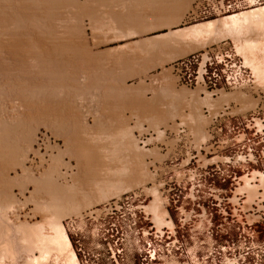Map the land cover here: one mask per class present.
Masks as SVG:
<instances>
[{
  "label": "rangeland",
  "instance_id": "obj_1",
  "mask_svg": "<svg viewBox=\"0 0 264 264\" xmlns=\"http://www.w3.org/2000/svg\"><path fill=\"white\" fill-rule=\"evenodd\" d=\"M20 1L21 0H0V11L2 12H0V20L2 18L0 21V38L2 39L6 34H11L9 38L7 37L9 35L5 36L8 38L9 42L4 41L5 37L3 38L4 40H2L11 43L10 41L14 42L23 39V43L24 40L27 41L24 43L27 44L24 45V49L26 47L28 50V47L30 46L31 50L33 48L36 50L38 46L31 47L32 41H29V39L27 40V38L35 37L34 39H36L37 36H39L41 42H45L44 47H52L55 42V46L58 45L61 47V45H64L66 47L65 50L59 49L58 46L54 47L58 49L60 53L68 50L67 57L65 52L61 54L64 55L63 60L66 59L65 61H67V58L70 59L71 56L72 61L69 60L68 63L70 61L72 63H69L68 67V63L65 62V65L67 64L65 67V65H63L64 61L59 60L60 63L63 62L61 64L65 67V70L63 66V69L61 68L60 63L57 62L55 64V66L59 64L57 65L59 68L57 69V66H54V70L51 69L52 72L50 70V73L53 74L55 69L56 71L61 69L57 72L58 78L60 79H56L57 73L55 74L56 78H54L55 76L51 77L48 72L51 79H55L54 83L53 79H48L49 81L46 80L48 77L47 71H49L50 68H48V70L41 69V74L45 71L47 74L44 73L43 76L40 77V73H38L39 71L37 72L40 62L37 60L38 64L33 62L36 66L30 64L32 63L33 58L31 60L29 56H23L21 58L22 61L25 62V65L21 64L24 68H22L23 71L20 70L19 68H21V65L19 66V64L22 61L18 58L16 60L14 55L7 52V43L4 44L0 39V41H2L0 42L2 47H0L3 48L6 46L3 49L7 52L6 55L4 51L2 52V49H0V59L2 57L5 58L0 60V64L2 63L0 68H3V70H0V119L3 118L5 121L9 118L6 120L9 121L8 124L5 121L7 126L3 120H0V125L2 124L1 122H3V125L0 126L2 129L0 137H2L1 133L4 130L2 126L5 125L8 127L10 122V125L14 123V125L11 126H15V124L17 125L19 122L20 125L21 120H24L25 123H23V126L27 123L29 126L33 127L31 128L25 125L26 128L24 126L26 130L29 128L34 130L31 134L33 138L30 137L34 140L29 141L31 142V145L33 144V147L30 145L27 146L28 150H30L29 147H32L30 153L26 152L27 148L23 144L25 141L24 139H19V141H22V145L18 140V143L15 140L13 143L12 139H16V137L12 134L10 136L9 132L11 129L9 130L4 127L8 129L9 132H6L8 131L6 129V131L3 132V135L7 134L8 137L13 136L11 139H8L12 143L10 144L8 141L9 148H11V145L15 146L16 143L17 146L21 147L16 148L17 152L15 151L14 153V150H12V152L14 154H21L17 156H22V158L28 159H26L27 162L25 161V163L23 162L24 159L17 158L18 162L20 160L21 163L25 164L24 166L26 168L28 167L30 170L32 169L31 173L33 172V177L29 176V179H31V177L34 178L35 176L37 179L39 177L40 180L43 174L50 169V165L53 164V158L57 156L61 150L62 153L64 152L62 154V161L60 165L57 166V173L59 174L54 175V182L49 181V185H59L60 187V185L62 186L63 184L67 187V191L68 189L71 192L73 191L72 195H75L72 196L69 194V196L72 198L76 196L75 199H71L74 200V202H79L78 206L77 203L76 205H72L74 202L70 198L67 199L72 201V203L70 202L72 206H77L76 208L78 211L74 212L77 209L71 208L69 202L67 203L68 206L62 201L63 206L67 205L62 207L60 201L62 199L65 200L66 198H62L59 201L60 208L62 207V209H66L68 207V213L64 214L67 209L58 212L57 209L60 210L58 206L59 203H55V201L51 202L52 200H50V197L45 194L46 192L43 193L40 191L35 193V195H38L41 201L40 203H43V205L44 202H48V204H57V206L54 205L56 208L53 206L55 208L54 210L52 208L54 212H52L51 209L50 212L49 205L47 204V207L45 203L47 207L46 210L48 209L51 214H55L56 212L63 214L61 215L62 217L60 220H62L61 222L72 242V248L78 257L79 262L81 264H111L108 249L112 248L115 251L119 246V250L123 251L122 253L125 257L124 260L119 259L120 264H137L136 258L139 254L148 255L151 252L153 254L154 251L157 252V255H162L164 257L169 256L180 262L187 261L189 264H255L258 256L264 254V35H258L260 33L264 34V30L262 31V28L255 30V32L257 31L256 37L260 36L258 37L259 40H257L259 43L257 45L255 44L257 47L254 46L252 48L250 46L252 49L249 48L248 45V50L245 51V54L247 52L246 55L239 50L241 45L235 37L234 39L230 36L227 37V35L224 34L227 38L222 36L220 38H211L205 41H200L203 43V47H206L228 40L244 61L252 55L249 59H253V62L254 64H257H255L257 67H260L263 64V66L260 67L262 73L258 74L256 68L254 66L252 67V64L245 62L256 78V83L252 87L250 86L244 89H234L221 92L218 95V98L214 99L211 97V94L207 93L200 87L189 89L181 85L176 77L168 72L171 74L170 76L174 80V83L185 87L190 92H205L207 95L206 100L208 102L204 104V107L206 106L208 111H205L202 107H198L193 113L183 111L180 116L175 119H169L165 124L153 125L148 124L147 120L142 119L137 111L120 108L119 124L117 125L109 124V122H116L117 114L115 106L108 105L105 101V86L108 83V79L93 77L91 62L89 60H84V58L89 57L85 54V50H87L86 44L89 48L95 47V45L98 44H105L104 46H106L108 38L115 37V22L113 17L107 14H87L82 12L83 6L86 5L89 0H43L41 5L35 3L41 2L42 0H37L36 2H34V0H27L29 2L22 0L24 2L23 4H25H22V6H27L25 7V10L29 13H25V16L23 14L20 19L21 23H19L20 20L18 19L20 17L18 18L15 16L18 12H16L15 9L17 8L18 10L20 8V3L22 2ZM33 5L37 7H34ZM26 8H28V10ZM5 9L8 11L6 12ZM3 13L8 18L5 17ZM12 13L14 14L12 15ZM22 17H24V20ZM222 18L224 17L216 19L221 20ZM3 19L4 21L6 20L7 23L12 20L10 22L14 26L18 25L19 27L17 26V28L15 26L13 29V26H10V22L8 26L4 23ZM15 20L18 21V23ZM205 21L190 22L184 20L180 27H187ZM5 24L9 28H12V30L9 28L8 30ZM253 32L252 37L255 38V32ZM12 35L17 38L23 35L25 37L17 40V38L11 37ZM12 38L15 40H12ZM52 40H54V42ZM50 42L53 45H48ZM65 42H69L71 44H69V46L72 48L67 46L68 43ZM32 46H34V44H32ZM74 46L80 51V53H75ZM44 47L38 49L40 50L42 48L44 50L46 49ZM54 47H52V49L55 51L56 49ZM67 47L70 49H67ZM50 48L48 51L52 50ZM29 50L27 51L28 54H30L31 51ZM35 50H33L34 53L39 51L35 52ZM46 50H44V52ZM42 51L40 50L39 53ZM58 51L56 50L55 53ZM34 53L32 54L34 55ZM10 55L15 57V62H13V60L10 61L12 59ZM8 56L10 57L7 58ZM24 58H30L29 60L31 61L29 62L28 60L29 63H27V60L25 61ZM40 59L42 60L41 57L38 60L41 61ZM43 59L41 65L43 64L45 66L48 58L45 59V57H43ZM18 60L21 62L19 61V63ZM33 61H35V59ZM16 62L18 64H16ZM51 63L54 64L53 61H50L49 63L50 65H53ZM49 64L45 67H51ZM258 64L261 65L258 66ZM37 65L39 66L37 67ZM25 68L27 71H29V69L31 71L27 72L24 70ZM19 70L22 74L25 72L27 74L21 75L19 74ZM34 71L39 74V78ZM31 72L36 75L37 79L41 78L42 81H40L42 83L44 81L43 84H45L44 86L46 87L43 88L42 84V90H40V85H38L40 84V81L38 82L37 79L36 81L38 84L35 82V85H33L32 82L35 80V77L34 75L32 77ZM27 75H29L28 77L30 78L32 77L33 81L27 77V80H29L28 82L25 79V76ZM259 75H263V77H260ZM21 76H24L25 78L23 77L24 79L21 80ZM258 76L263 79H260ZM18 78L19 80H17ZM154 80H156V78L144 79L143 81L140 79H133L130 80L128 84L130 89H137L141 94H146L148 97H152L153 94L158 92L163 94L162 87L165 84L154 85ZM22 81L29 84L24 85ZM30 81H32V84ZM50 81L54 83H51L53 87L49 85ZM36 84L38 85V89L36 90H40L41 92H39L40 98L37 95L38 91H33V89H35L34 86L37 87ZM47 84L51 88H48ZM30 85H33V94L30 91L32 88ZM27 89H29V91ZM34 93L37 94L34 95ZM227 95L231 97L237 95L238 97H241V100L230 99V101H227ZM34 96H37L35 99L42 100H39V103L36 102L37 107L33 106L37 108H35L36 111H34L35 109L32 107L34 102H31L34 100ZM23 99L32 103V105H30L31 103H28V105L34 109L33 110L30 107L31 112L32 110L33 113L36 112L34 115L37 119L34 115L32 117L30 115L31 120L28 116L22 117L24 113L26 115L30 113V111L27 112L28 110L26 109L22 110L27 105ZM51 99L53 102H51ZM160 104L162 106L161 114H163L167 109L163 108L165 105L164 101L160 102ZM224 105L231 106L229 111L230 115L222 118L219 117L218 122L223 125L225 130L223 133L216 135V137L212 139L213 121L219 116ZM27 106L26 108L28 109L29 107ZM19 114L25 119L20 118L21 120L17 122V119L20 117ZM16 115L19 117L17 118ZM233 116L234 118H232ZM245 116H247L248 121L244 122L242 118ZM14 117H16V119ZM26 118H28V120ZM33 118L35 119L33 120ZM13 119L16 120V123L15 121L12 122ZM179 122L186 126L187 135L179 133L177 125ZM24 127H22L23 130H25ZM12 129L11 133L14 131L13 133H16L15 135L18 139V135L20 133L22 134V129L19 127L21 132L18 131V125L16 128L13 127ZM14 129H16L19 134ZM200 130H203L206 134V139L203 142L199 133ZM45 133H48L51 139L47 140L43 136ZM76 140L80 144H76ZM25 144L28 145V141H25ZM66 144L70 145L67 146ZM8 145L4 144V146L7 147ZM22 146H24V148H22ZM18 149L21 151L26 149L25 152L27 154L29 153L28 157H26L27 154H24L25 158L22 155L23 152H19ZM32 150H34L35 153ZM37 150H39V152ZM6 151L7 149L5 150V153L9 155V152ZM12 152L10 151V155ZM37 153L38 155H36ZM5 155H2V158L5 157ZM47 155H49L48 159L46 158ZM5 158L1 159L0 157L1 163ZM13 158H6V162L10 160V166L13 167L8 166V168L5 166L7 170L4 167L7 176L2 169L4 163L0 164V170H2L0 173L2 172L3 174L4 172L5 174H3V177L1 174L0 176L3 179L2 181L5 180L4 182L7 184L9 180L7 181L6 179L10 178V180L13 181V177L15 176H18L16 178H19V176L21 178L24 177V172H22V170L26 169L23 165H18L20 168L15 169L16 167L14 166H16L18 162L16 161L17 164L14 165L15 163H12ZM6 162L5 165H9V162L7 164ZM30 170L28 171L29 175ZM26 173L27 171L25 174ZM5 176L8 178H5ZM21 178H19L21 183H19L18 179L16 180L17 184L19 183L21 186L24 185L23 188L19 185L16 186L17 184L12 182L8 184V186L11 187H9L10 191L9 188L7 191H9V193L14 192V196L16 195L18 198L15 199L18 202L21 200V205L23 203L25 205L27 204L26 207L23 209V206L20 205L21 209H23L20 210V203H18L17 206L19 209L16 208L18 212H15V214L9 210V212H4V210L0 208V246H3L2 243L6 242L9 246L6 247V249L8 248L7 251L10 253L13 251L16 252V254L13 252L14 254H9L8 257L5 258V264H13L14 262L15 264H68V255H70L68 250L61 252L62 254L53 251L47 255L48 257L44 256L45 258H43L38 248H34L31 243L30 246L28 242H25V244L20 240L21 235L24 236L25 233L30 231L27 228L28 226H23V231L25 233L22 232L21 227L18 225L20 222L21 225H24L23 223L26 221V225H37L38 222V230L41 229L44 230L43 233L47 232V235L50 233L53 235L50 224H52L54 217V214L52 217L48 212H45V206L43 208V206H41L42 204H33L36 201L39 202L37 196V200L34 196V198L31 197L32 201H30L31 198H29V194L33 192L32 190H34L37 182L36 184L35 182L32 184V180V183H30L28 182L30 181L28 178H24L25 180H28L27 182H24L25 180L22 178L24 180L22 181ZM73 180L78 181L74 182ZM2 181L0 182L2 183L0 188L3 189L4 186L1 187L4 185ZM46 182L48 183V181H45L41 184L47 185L45 184ZM73 182L74 184H72ZM14 184L15 187L13 186ZM67 185H69V187L74 185V187H72L73 190ZM20 187L22 189L28 187V191L22 190ZM65 187L62 186L61 188L64 190ZM20 189L23 193L24 191L26 192L24 193L25 195ZM71 192L68 191V193ZM39 193L42 194L39 195ZM44 194L46 197H49L48 200L50 203L49 201H46L47 198H45V200L43 198L44 201L41 199L42 196L44 197ZM23 195L30 200L27 198V201ZM67 196L68 194L65 197ZM85 198L88 199L87 201L89 204L86 202L85 205ZM33 199H35V201H33ZM120 200L121 202L116 204V201ZM24 201L28 203H25ZM39 205L41 206V209L43 208L42 211H40L41 209L39 210V208L37 209ZM69 207L71 210H69ZM154 209L157 210L156 212L163 215V219L165 218L163 224L160 226L156 223V212ZM16 213H18V216L20 214V218H17ZM113 218H115V220H113ZM165 221L167 222L166 225L164 224ZM34 225L32 227H34ZM17 240L20 241L17 242ZM15 245L17 247L19 246V253L18 251H15L18 250ZM1 248L3 247H0V252H2ZM28 252L30 253L28 254ZM11 255H13V257L15 255V257L13 258ZM42 258L45 260H42ZM27 260L32 263H28ZM148 261L151 263L149 258Z\"/></svg>",
  "mask_w": 264,
  "mask_h": 264
},
{
  "label": "crops",
  "instance_id": "obj_2",
  "mask_svg": "<svg viewBox=\"0 0 264 264\" xmlns=\"http://www.w3.org/2000/svg\"><path fill=\"white\" fill-rule=\"evenodd\" d=\"M194 2L195 0H89L83 6L82 12L84 13L107 14L115 18V23L117 22L115 37L108 38L106 46L98 44L89 48L86 44L85 54L89 57L84 58L91 62L93 77L108 79L105 86V101L108 105L115 106L117 114L116 122H109V124H119L120 108L137 111L142 119L153 125L165 124L169 119L180 116L183 111L193 113L198 107L208 111V108L204 107V104L208 102L206 93L190 92L185 87L174 83L170 76L173 73L169 69V66L175 61L214 45L203 47V43L200 41L220 38L219 36L225 34L221 32L219 35V28V31L216 30L214 35L212 33L198 38L193 36V38L189 34L190 37L187 39L185 29L188 30L193 26L213 21L206 20L191 26L180 27L184 20L187 21L186 17ZM181 14L185 15L183 19ZM129 19L130 21H128ZM74 51L80 53L75 46ZM151 78H156L153 82L154 85L165 84L162 87L163 94L158 92L152 97H148L137 89L129 88L130 80L140 79L143 81ZM211 97L216 99L218 95H211ZM226 98L227 101L230 99L241 100V97L238 96L227 95ZM162 101L165 103L163 108L167 109L163 114H161L162 106L160 104ZM199 133L201 140L204 137L202 142L205 141V132L200 130Z\"/></svg>",
  "mask_w": 264,
  "mask_h": 264
},
{
  "label": "bare ground",
  "instance_id": "obj_3",
  "mask_svg": "<svg viewBox=\"0 0 264 264\" xmlns=\"http://www.w3.org/2000/svg\"><path fill=\"white\" fill-rule=\"evenodd\" d=\"M3 1H4V0H3ZM21 1H22V0H21ZM21 1H20V2H21ZM24 1H25V0H24ZM26 1H27V0H26ZM36 1H37V0H34V2H36ZM141 1H142V0H141ZM173 1H174V0H173ZM27 2H29V1H27ZM42 2H43V0H42L41 2H37V3H35V4L38 5V3H39V4L41 5ZM46 2H47V1H46ZM16 3H17V2H16ZM16 3H15V4H16ZM23 3H24L23 1L20 3L21 6H20V8L18 7V8H19L18 10H17V8L15 7V8H16L15 10H16V12L18 11L17 13H18V15H19V16H18L17 13H16L15 16L18 17V18L20 17L18 20L21 19V16H23V14H24V16H25V13L27 14V12H28V11L25 10V7H27V6H25V7L22 6ZM25 3H26V2H25ZM140 3H142V2H140ZM143 3H144V2H143ZM3 4H4V3H3ZM7 4L9 5L8 2H7ZM15 4H14V5H15ZM29 4H30V3H29ZM29 4H27V5H29ZM32 4H33V3H32ZM18 5H19V4H18ZM23 5H25V4H23ZM43 5H44V4H43ZM47 5H48V4H47ZM1 6H2V5H1ZM10 6H11V5H10ZM16 6H17V5H16ZM33 6H34V5H33ZM12 7H13V6H12ZM23 7H24V8H23ZM28 7H29V6H28ZM34 7H37V6H34ZM4 8H5V7H4ZM4 8H1V9H4ZM8 8H9V7H8ZM130 8H131V7H130ZM132 8H133V7H132ZM26 9L28 10V8H26ZM31 9H32V8H31ZM128 9H129V8H128ZM5 10H6V12L8 11L7 9H5ZM5 10H4V11H5ZM13 10H14V9H13ZM15 10H14V11H15ZM29 10H30V9H29ZM129 10H130V9H129ZM132 10H133V9H132ZM178 10H179V9H178ZM9 11H10V9H9ZM35 11H36V10H35ZM46 11H47V10H46ZM179 11H180V10H179ZM183 11H185V10H183ZM0 12H1V11H0ZM12 12H13V11H12ZM30 12H31V11H30ZM37 12H38V11H37ZM47 12H48V11H47ZM131 12H132V11H131ZM181 12H182V9H181ZM1 13H2V12H1ZM14 13H15V12H14ZM14 13H12V15H13ZM28 13H29V12H28ZM177 13L180 14V12H178V11H177ZM3 14H4V13H3ZM3 14H2V15H3ZM44 14H45V13H44ZM113 14H114V13H113ZM175 14H176V13H175ZM175 14H174V17H175ZM4 15H5V14H4ZM12 15H11V16H12ZM45 15H46V14H45ZM15 16H14V17H15ZM176 16H177V14H176ZM180 16H182V14H181ZM184 16H185V15H184ZM184 16H182V19H183ZM1 17H2V16H1ZM5 17H7V16L5 15ZM9 17H10V16H9ZM45 17H46V16H45ZM115 17H116V16H115ZM7 18H8V17H7ZM12 18H13V17H12ZM23 18H24V17H22V19H23ZM5 19H6V18H5ZM113 19H115V18H113ZM1 20H2V18H1ZM1 20H0V21H1ZM6 20H7V19H6ZM6 20L4 21V19H3L4 23H6V24L9 26V22L12 21V20L8 21V23H7ZM23 20H24V19H23ZM15 21H16V20H15ZM15 21H14V22H15ZM115 21H116V20H115ZM128 21H130V19H129ZM173 21H174V20H173ZM14 22H13V23H14ZM16 22L18 23V21H16ZM178 22H180V21L178 20ZM19 23H21V20L19 21ZM116 23H117V22H116ZM116 23H115V24H116ZM174 23H175V22H174ZM176 23H177V21H176ZM2 24H3V22H2ZM6 24H5V25H6ZM10 24H11L10 26H11V27L13 26L12 28L14 29V27H15L16 25L14 26L11 22H10ZM15 24H16V23H15ZM121 24H122V23H121ZM121 24H120V25H121ZM128 24H129V22H128ZM131 24L133 25L132 22H131ZM0 25H1V24H0ZM3 25H4V24H3ZM7 25H6V27H7V29H8L9 27H8ZM20 25H21V24H20ZM126 25H127V23H126ZM17 26H18V25H17ZM17 26H16V27H17ZM128 26H130V25H128ZM4 27H5V26H4ZM6 27H5V29H6ZM18 27H19V26H18ZM18 27H17V28H18ZM24 27H25V26H24ZM34 27H35V26H34ZM120 27H121V26H120ZM132 27H133V26H132ZM0 28H1V27H0ZM2 28H3V27H2ZM12 28H9V29L12 30ZM35 28H36V27H35ZM219 28H220V31H219ZM258 28H262V31L264 30V6L251 8L250 10L247 9L246 11L243 10V12L241 11L240 13H237V14H235V13H234V14H229V15L224 16V18H222L221 20H213V21H209V22H207V23H203V24H200V25H196V26H193V27H191V28H189V29L187 28L188 30L185 29L184 32H185V34L187 33V39H188V37H190V36H188L189 34L191 35V37L194 36V37H197V38H198L199 36H202V35H208V34H212V33H213V35H214V33H216L215 31L218 30V31H219L218 34H219V33L221 34V32H222V34H223V33H225V35L227 34V37H229V36L232 37V38L235 37L236 40H237V41L240 43V45H241L240 48H239V50H241V52H243V53L245 54V51L248 50V49H247V48H248L247 46L249 45V48H251V47L253 48V47L255 46V44L257 45V44L259 43V42L257 41V40H259L258 37H260L261 35H264V34H261V33H260V34H258V35H260V36H257V37H256V35H257L256 32H257V31L255 32V30L258 29ZM9 29H8V30H9ZM36 29H37V28H36ZM117 29H118V27H117ZM117 29H116V30H117ZM131 29H133V28H131ZM8 30H7V31H8ZM119 30H120V29H119ZM260 30H261V29H260ZM68 31H69V30H68ZM127 31H128V30H127ZM133 31H134V30H133ZM178 31H179V30H178ZM178 31H177V32H178ZM181 31H182V30H181ZM253 31L255 32V35H254L255 38L252 37V32H253ZM129 32H130V31H129ZM131 32H132V31H131ZM136 32H137V31H136ZM254 32H253V33H254ZM263 32H264V31H263ZM2 33H3V32H2ZM121 33H122V32H121ZM124 33H125V32H124ZM174 33H176V32H174ZM3 34H4V33H3ZM25 34H26V33H25ZM180 34H181V33H180ZM180 34H179V35H180ZM220 34H219V35H220ZM0 35H1V34H0ZM6 35H9V36H7V37L9 38L11 34H6ZM6 35H5V36H6ZM66 35H67V34H66ZM176 35H177V34H176ZM225 35L223 34L222 36H225ZM250 35H251V36H250ZM5 36H4V37H5ZM121 36H122V35H121ZM133 36H134V35H133ZM174 36H175V35H174ZM174 36H173V37H174ZM209 36H210V35H209ZM211 36H212V35H211ZM222 36H219V37H222ZM249 36H250V37H249ZM2 37H3V36H2ZM4 37H3V38H4ZM11 37H15V36L12 35ZM23 37H25V36L23 35V36H21V37H18V38L15 37V38H17V40H18L19 38H23ZM38 37H39V36H37L36 39H34L35 37H34V38H33V37H32V38H31V37H30V38H29V37H28V38L26 37L27 40L29 39V41H32V44H34V46H32V44L30 43V44H31V47H37V46H38V47L36 48V50H35V48H33V49L31 50L30 46H29V47L27 46V47H28V50H29V49L31 50V51L29 50V51H30V54L27 53L28 50H27L26 47H25V49L23 48L24 45H27V44H24V43L27 42L26 40H24V43H23V41H22L23 39H22V40L20 39V41L18 40V41H14V42H13V41H10L11 43H8V42H9V41H8V38L5 37V38H4L5 40L2 38L4 41H8V42H4L1 38H0V39L3 41L4 44L7 43V45H6L7 48H8L7 52H10L11 55H14V56L16 57V60H17V58H18V59H20V60L22 61L21 58H22L23 56H25V57H26V56H29V57L31 58V60H32V58H33V60L35 59V61L32 60V63H30V64H34L35 62H36V64H38V62H40V63H39L40 66L37 65V67L39 66L38 68L40 69V70H39V69L37 70V72L39 71L38 73L41 72V69L48 70V68H50V69H49V71H47V73H48V72L50 73V70H51V69L54 70V66H55V64H56L57 62L60 63L59 60H60V61L63 60L64 55H62V54H63L65 51L61 50V51H63V52H61V53H62V54H61V53L58 51V49L55 48V47L58 46V45L55 46V43H56V42L53 43L54 45H53L51 42H50V44H48V45H51V44H52V45H53L52 47L55 46L54 48H55L58 52L55 53L56 50L54 51V49H52L51 46H49V48L51 47L50 49H52V50H51L52 52H51V51H48L49 48H48V47H44L45 42L42 40V41L44 42V43H42L41 40H40V37H39V39H38ZM56 37H57V36H56ZM194 37H193V38H194ZM225 37H226V36H225ZM227 37H226V38H227ZM207 38H208V37H207ZM232 38H231V39H232ZM235 38H234V39H235ZM257 38H258V39H257ZM263 38H264V36H263ZM6 39H7V40H6ZM13 39H14V38H12V40H13ZM31 39H32V40H31ZM184 39H185V38H184ZM10 40H11V38H10ZM14 40H15V39H14ZM55 40H56V39H55ZM68 40H70V39H68ZM112 40H114V39H112ZM242 40H243V41H242ZM260 40H262V39H260ZM2 41H0V42H2ZM25 41H26V42H25ZM29 41H28V42H29ZM47 41H49V40H47ZM52 41L54 42V40H52ZM58 41H59V40H58ZM70 41H71V40H70ZM245 41H246V44H245ZM12 42H13V43H12ZM241 42H242V43H241ZM46 43H47V42H46ZM59 43H60V41H59ZM62 43H63V42H62ZM65 43H68L67 46H69V44H70L69 42H65ZM0 44H1V43H0ZM4 44H3V46H4ZM30 44H29V45H30ZM63 44H64V43H63ZM42 45H43V46H42ZM48 45H45V46H48ZM59 45H61V44H59ZM65 45H66V44H65ZM70 45H71V44H70ZM0 46L2 47V44H1ZM6 46H5V47H6ZM250 46H251V47H250ZM1 47H0V49H2L1 51H2V52L4 51V53L6 54V53H7L6 50L3 49V48H5V47H3V48H1ZM40 47H44V48H46V49L48 48V49H47V50L44 49V50H46V51L44 52V50L41 48L40 50H41V51L43 50V51L40 52V53H41V54H40V53H39L40 50L38 49V48H40ZM58 47H59V49H64V50L66 49V47H65L64 45H61V47H60V46H58ZM69 47H70V46H69ZM255 47H257V46H255ZM7 48H6V49H7ZM70 48H72V47H70ZM70 48L67 47V49H70ZM252 48H251V49H252ZM24 50H25V51H24ZM26 50H27V51H26ZM33 50H35V52L38 51V50H39V51L36 52V53H34ZM263 50H264V49H263ZM32 51H33V52H32ZM70 51H71V50H70ZM67 52H69V51L66 50V52H65L66 57H67V55H68ZM250 52H251V51H250ZM263 52H264V51H263ZM32 53H34V55H33ZM37 53H38L39 55H38ZM53 53H55V54L58 56V58H57V56H56L55 54H53ZM59 53H60L61 55H60ZM248 53H249V52H248ZM261 53H262V51H261ZM43 54H44V55H43ZM241 54H242V53H241ZM246 54H247V52H246ZM246 54H245V55H246ZM250 54H253V53H250ZM6 55H7V54H6ZM8 55H9V53H8ZM11 55H10V56H11ZM59 55H60V56H59ZM69 55H70V54H69ZM254 55H255V54H254ZM10 56H8L7 58H9ZM250 56H252V55H250ZM250 56H249V58H250ZM15 57H12V56H11L12 59H11L10 61L13 60V62H15V61H16V60L14 59ZM40 57L42 58V60H44L43 57H45V59L48 58L50 61H53L54 64L51 63V64H53V65H50V64H49L50 61L47 59V61H46V65H45V66H47V64H49V66H51V67H45L43 64L41 65L42 60H41V59H40L41 61L38 60ZM46 57H47V58H46ZM59 57H60V59H59ZM2 58H4V57H2ZM2 58H1V59H2ZM27 58H28V57H27ZM30 58H29V59H30ZM56 58L58 59V61H57ZM249 58H247V60H246L245 62H248V63L252 64V67L254 66V67L256 68L257 73H258V74H261L262 72H261L260 67L263 66V64H262V65L260 64L261 66L258 64V66H260V67H257V66H256L257 64H256V63H255L256 65L254 64L253 59L251 60V59H249ZM1 59H0V60H1ZM4 59H5V58H4ZM24 59H25V58H24ZM24 59H23V60H24ZM29 59H25V61L27 60L26 62L29 63V62L31 61V60H29ZM256 59H257V58H256ZM20 60H18V62H19ZM28 60H29V62H28ZM36 60H37L38 62H37ZM65 60H66V59L63 60V61H64V64H63V65H65V62L68 63V61L71 60V56H70V59L67 58V61H65ZM262 60H263V59H262ZM3 61H4V60H3ZM6 61H7V60H6ZM21 61H20V62H21ZM71 61H72V60H71ZM71 61H70L69 63H72ZM20 62H19V63H20ZM33 62H34V63H33ZM47 62H48V63H47ZM256 62H257V61H256ZM263 62H264V60H263ZM8 63H9V62H8ZM24 63H25V62L22 61V62L19 64V66H20L21 64L23 65ZM27 63H26V64H27ZM42 63H43V62H42ZM61 63H63V62H61ZM61 63H60V64H61ZM69 63H68V65L66 64L68 67H69ZM257 63H258V62H257ZM1 64H2V63H1ZM1 64H0V65H1ZM16 64H18V63L16 62ZM16 64H15V65H16ZM30 64H28V65H30ZM36 64H34V65L36 66ZM44 64H45V61H44ZM10 65H14V64H10ZM22 65L20 66L21 68H19L20 70H22V68H24V67H22ZM24 65H25V64H24ZM57 65H59V64H57ZM57 65H56V66H57ZM63 65L61 64V68H62ZM66 65H65V67H66ZM2 66H3V65H2ZM17 66H18V65H17ZM35 66H33V67H35ZM41 66H42V68H41ZM43 66H44V67H43ZM56 66H55V67H56ZM71 66H72V65H71ZM250 66H251V65H250ZM52 67H53V68H52ZM65 67L63 66L64 70H65ZM7 68H8V65H7ZM9 68H10V67H9ZM12 68H13V67H12ZM27 68H28V67H27ZM56 68L58 69L59 67L57 66ZM63 68H62V69H63ZM259 69H260V70H259ZM0 70H3V68H0ZM13 70H14V68H13ZM20 70H19V72H20ZM24 70H26V68H25ZM34 70H35V69H34ZM45 70H44V71H45ZM52 70H51V72H52ZM60 70H61V69H59V70L56 71V69H55L56 72L54 71V73H53L54 75L50 73L51 77H54V76H55L54 78H56V75H57V78H56V79H60V78H58V73H57V72L60 71ZM67 70H68V69H67ZM16 71H17V69H16ZM22 71H23V70H22ZM26 71H27V70H26ZM30 71H31V70L29 69V71H27V72H30ZM42 71H43V70H42ZM32 72H33V71H32ZM32 72H31V75H32V77H33L34 73H32ZM34 72L37 73L36 71H34ZM45 72H46V71H45ZM45 72H43V74H44ZM254 72H255V70H254ZM2 73H3V71H2ZM5 73H6V72H5ZM7 73H8V72H7ZM38 73H37L36 75H38L37 77L39 78V74H38ZM41 73H42V72H41ZM41 73H40V77L43 76V74H41ZM47 73H45V74H47ZM49 73H48V75H47L48 77L46 76V77H47L46 80H48V79L50 80V79H51V77L49 76ZM56 73H57V74H56ZM61 73H62V72H61ZM255 73H256V72H255ZM257 73H256V74H257ZM263 73H264V72H263ZM12 74H13V73H12ZM19 74H21V75H26L27 73L25 72L24 74H22V73L20 72ZM19 74H18V75H19ZM28 74H29V73H28ZM55 74H56V75H55ZM9 75H10V74H9ZM29 75H30V74H29ZM29 75L25 76L26 78H25L24 76H23V77L27 80L28 78H30V77H28ZM36 75H34V77H35V80H34V81L32 80V79H33L32 77L30 78V80L33 81V82L30 81V83L32 82L33 85H35V82L38 84V82H39L40 80L42 81L41 78H40V79H37V78H36ZM64 75H65V74H64ZM263 75H264V74H263ZM263 75H262V76L259 75V76H260V77H263ZM7 76H8V75H7ZM16 76H17V75H16ZM259 76H258V77H259ZM17 77H18V76H17ZM19 77H20V75H19ZM23 77L21 76L20 79L23 80V79H24ZM27 77H28V78H27ZM44 77H45V76H44ZM49 77H50V78H49ZM59 77H60V76H59ZM61 77H62V76H61ZM63 77H64V76H63ZM260 77H259V78H260ZM42 78H43V77H42ZM36 79H37L38 82L36 81ZM52 79H53V78H52ZM52 79H51V80H52ZM260 79H263V78H260ZM17 80H19V78H18ZM21 80H20V82H21ZM26 80H25V81H26ZM49 80H48V81H49ZM258 80H259V79H258ZM27 81L29 82V80H27ZM41 81H40V84H38V85H40V88H41L42 84L44 83V81H43V83H42ZM48 81H46V82H48ZM60 81H61V80H60ZM60 81H59V82H60ZM261 81H262V80H261ZM22 82H23V81H22ZM53 82L55 83V79H53ZM53 82L50 81L49 85L52 86L51 83H53ZM23 83H24V82H23ZM32 83H31V84H32ZM54 83H53V84H54ZM26 84L28 85L29 83H24V85H26ZM37 84H36V85H37ZM57 84H58V83H57ZM33 85H30L32 88H31L30 86H28L29 88H31L30 91H31L32 94H33V92H32ZM38 85H37V87L34 86V88H35V89H33L34 92H35V91H36V92L38 91V90H36V89H38ZM44 85H45V84H43V86H42L43 88L46 87V86H44ZM47 86H48V84H47ZM50 86H48V88H49ZM52 87H53V86H52ZM40 88H39V89H40ZM50 88H51V87H50ZM21 90H22V89H21ZM27 90L29 91V89H27ZM40 90H42V88H41ZM40 90L37 92L38 94L36 93V94L38 95L39 98H40V96H39V92H40ZM22 91H24V90H22ZM50 92H51V91H50ZM40 93H41V92H40ZM48 93H49V92H48ZM36 94L34 93V95H36ZM15 95H16V94H15ZM24 95H25V93H24ZM28 95H29V93H28ZM28 95H27V96H28ZM40 95H41V94H40ZM35 97L37 98V96H34V100H35V101H34L33 99H32L33 101H31V102H34V103H35V104L33 103V105H32L31 102H27V100H24V99H23V100H24V102L27 103V105H28V103H29V104L31 103L30 105H32V107H33V106H36V107H37L36 102L39 103V102H40L39 100H41V99H38V100H37V99H35ZM41 97H42V96H41ZM236 97H237V95H236ZM18 98H19V97H18ZM30 98H31V97H30ZM47 98H48V97H47ZM53 98H54V96H53ZM242 98H243V97H242ZM25 99H26V98H25ZM27 99H28V98H27ZM234 99H235V98H234ZM36 100H37V101H36ZM29 101H30V100H29ZM41 101H42V100H41ZM49 102H50V101H49ZM51 102H53L52 99H51ZM21 103H23V102H21ZM52 104H53V103H52ZM253 104H254V103H253ZM22 105H23V104H22ZM25 105H26V104H25ZM25 105H24V106H25ZM27 105H26V106H27ZM38 105H39V104H38ZM255 105H256V103H255ZM26 106H25V108L22 109V110H25V109H26V110H28L27 112L30 111V113H28L29 115H28V114L26 115V114L24 113L25 115L23 114L22 117H27V116H28L29 119H30V118L36 113V112L33 113V110H34L36 107H33V108H34V109H33V108L30 106V107L33 109L32 112H31V108L29 107V105H28L27 107H29L30 110H29V108L27 109ZM50 106H51V105H50ZM40 107H41V106H40ZM252 107H253V106H252ZM36 109H37V108H36ZM36 109H35L34 111H36ZM20 110H21V108H20ZM22 112H23V111H22ZM25 112H26V111H25ZM37 112H38V110H37ZM14 113H15V112H14ZM16 113H17V112H16ZM19 113H20V112H19ZM19 115H20V117L18 116L19 118H18L17 115H16V117L18 118V119H17V122H19L21 119H25V118H22V117H21V114H19ZM30 115H31V117H30ZM39 115H40V114H39ZM10 116H11V115H10ZM36 116H37V114H36ZM16 117H14V118L16 119ZM34 117H35V115H34ZM38 117H39V116H38ZM12 118H13V117H12ZM12 118H11V119H12ZM20 118H21V119H20ZM35 118H36V117H35ZM35 118H33V120H34ZM5 119H6V118H5ZM8 119H9V118H7L6 120H8ZM26 119L28 120V118H26ZM36 119H37V118H36ZM0 120H3V118L0 119ZM6 120H5V121H6ZM30 120H31V119H30ZM5 121L3 120V122H5ZM11 121H12V120H11ZM14 121H15V123H16V120L13 119L12 122H14ZM3 122H1V123H2L1 125H3ZM6 122H7V124H8L9 121H6ZM6 122H5V125H6ZM26 122H27V121H26ZM10 123H11V122H10ZM10 123H9V125H10ZM19 123H20V122H19ZM19 123H17V125H18V131H20V130H19V127L22 129V127H24L25 125H27V127H31V128H33L32 126H29L27 123L24 124V126H23V123H25L24 120H23V121L21 120V124H20V125H19ZM29 123H30V122H29ZM1 125H0V126H1ZM5 125L2 126V128L4 129L3 132H5V131L8 130V129H9V130L11 129L10 132H9V130L6 131V132H9V133H10V136H11V134H12V135H14V136L16 137V139H14V138L12 139V140H13V143H14L15 141L17 142V140H18V142H20V144L22 145V143H21L22 141H19V139L21 138L20 140L24 139L25 141H28V145H27V144H25V141L23 140V141H24L23 144L26 146V148H27V146H29V145H30V146L33 145V144L31 145V142H29V141H30V140H31V141L34 140V139L32 140V139L30 138V137H32L31 134L34 132V130H32L31 128H29V129L26 130L27 127L25 126V127H26V128L24 127L25 130L22 129V130H21V131H22V134L20 133V134H21V135H20L19 132H18L16 129H14V130H16L17 133L21 136V137H20V136L18 135V139H17V136L15 135L16 133L14 134V133H13L14 131L11 133V131L13 130L12 128H13V127L16 128L17 125L15 124V126H11V125H14V123H12V124L10 125L11 128L9 127V125H8V127H6L7 125H6V126H5ZM21 125H22V126H21ZM4 127L8 128V129H6V128H4ZM5 129H6V130H5ZM1 131H2V129H1V127H0V132H1ZM21 131H20V132H21ZM23 131H24V132H23ZM31 131H32V132H31ZM3 132L1 133L2 137H0V147H1V148H0V154H2V155H5V154H6L5 157L7 156V157H6L7 159H8V158L10 159V158H13V157H14V158L12 159V160H13L12 163H15L14 165H16L17 162H18V159H19V158L24 159V158H22V156H17V155H21V154H18V153H17V154H14L15 151L17 152L16 148L19 147V146L16 145L18 142L15 144V146H14V145H13V146L11 145V148L13 147L12 149L9 148L10 146L8 145V141H9L10 144H12V143H11L10 140H8V139H11L13 136H12V137H8L7 134H4V135H3ZM127 133H128V132H127ZM8 135H9V134H8ZM30 135H31V136H30ZM33 135H34V134H33ZM32 138H33V137H32ZM202 138L204 139V137H202ZM65 139H66V138H65ZM203 139H202V140H203ZM12 140H11V141H12ZM14 140H15V141H14ZM68 141H69V140H68ZM71 141H72V140H71ZM79 142H80V141H79ZM32 143H33V142H32ZM65 143H66V142H65ZM68 143H69V142H68ZM77 143H78V142H77V140H76V144H77ZM4 144H5V145H8V147H7V146H4ZM78 144H80V143H78ZM66 145H67V144H66ZM69 145H70V144H69ZM69 145H67V146H69ZM71 145H72V144H71ZM16 146H17V147H16ZM14 147H15V149H14ZM32 147H33V146H32ZM32 147H29L30 150H28V148H27V150L24 149V151H21L20 149H18V150H19V152H23L22 155L24 156V154H27L26 152H29V153H30ZM19 148H21V147H19ZM22 148H24V146H22ZM6 149H7L6 152H9V153H8L9 155H7V153H5V150H6ZM8 149H10V150H8ZM67 149H69V148H67ZM12 150H14V153L12 152ZM25 150H26V152H25ZM83 150H84V149H83ZM10 151L12 152L11 155H10ZM32 151H34V150H32ZM37 151L39 152V150H37ZM24 152H25V153H24ZM3 153H5V154H3ZM29 153H28V154H29ZM34 153H35V151H34ZM63 153H64V152H63ZM63 153H62V150H61V152H59V153L57 154V156H55V157L53 158V164L50 165L51 167H49L50 169H48V171L46 170L47 172H45V173L43 174L42 178L40 177V178H41L40 180H39V177H38V179H37V177H35V176H34V178H32V177H33V175H32L33 172L31 173L32 169L30 170L28 167L26 168V167L24 166L25 164H24V163H21L20 160H19V162H18V164H17L16 166H14V165L12 164L14 167H16L15 169L20 168V166L23 165V166L26 168V169H25V168H24V169L27 171V173H28V171L30 170V175H29V173H28V174L26 173V174H27V175H26V174H25L26 171H25V170H22V172H24V173H23V176H24V177H22L23 179L25 178V175H26V178H28V179L30 178L29 176H32L31 179H29L30 181L25 180L26 178L24 179V180H25V181H24V180L19 176V178H21L22 181H24V182H27V181H28V182H30V183L33 182L32 184H34V182H35V184H36V182H37V185H36V186L34 185L36 188L34 187V190H32L33 192H31V194H29V195H30L29 198H31V197L34 198V196H35V199H36V196L38 197V195H35V193H38V192L41 191V192H43V193L46 192L45 194H47V196L50 197V200H52L51 202H53V201H55V203L58 202V203H59L58 206L60 205V202H61V205H62V201H63V203H66V204H67L68 202H69V203H70V202L72 203V201L74 202V200H72V199H75L76 196H75L74 198H72L71 196H69V194L72 195V192H73V191L71 192V191L68 189V191L71 192V193H68V191L66 190L67 187H65L63 184H62V186L65 187L64 190H66V191H67V194H68L67 197H65L67 194H66V191H64V190L61 188V187H62L61 185H60V187H59V185H58V186H57V185H52V184L49 185V184H50L49 181H50V182H54V179H53L54 175L59 174V173H57V169H58L57 166L60 165V163H61V161H62V156H63L62 154H63ZM28 154H27L26 157H28ZM2 155H0L1 159L5 158V157L2 158ZM36 155H38V153H37ZM8 156H9V157H8ZM11 156H12V157H11ZM18 157H19V158H18ZM24 157H25V156H24ZM26 157H25V158H26ZM52 157H53V156H52ZM6 158L4 159L5 162L7 161ZM15 158H16V159H15ZM17 158H18V159H17ZM1 159H0V164H3V163H4V165H2V169H3V170H4V167H5V166L8 167V166L11 165L10 162H9L10 160L8 161L9 163L6 162V164L8 163L9 165H5V162H4V161L1 163ZM26 159H27V158H26ZM26 159H24V161H23V160H22V161H23V162H25V161L27 162L28 159H27V160H26ZM16 161H17V162H16ZM26 162H25V163H26ZM18 165H20V166H18ZM61 165H62V164H61ZM10 167H12V166H10ZM60 167H61V166H60ZM5 168H6V167H5ZM8 168H9V167H8ZM12 168H13V167H12ZM30 168H31V166H30ZM0 169H1V166H0ZM21 169H23V168H21ZM27 169H28V170H27ZM6 170H7V168H6ZM0 171H2V170H0ZM4 171H5V170H4ZM125 171H126V170H125ZM14 172H15V170H14ZM5 173H6V171H5ZM55 173H56V174H55ZM0 174H1L2 177H3L4 172H3V174H2V172H1ZM4 175H5V174H4ZM6 176H7V173H6ZM6 176H5V178H8V177H6ZM21 176H22V175H21ZM2 177L0 176V182L3 180ZM16 177H18V176L13 177V179H14L13 181H11L10 178H9V179H6L7 181L9 180L8 184H9V183H12V182L17 184V180H16V179H18V180H19V183H21V182H20V179H19V178H16ZM75 177H76V176H75ZM15 178H16V179H15ZM73 178H74V177H73ZM79 179H80V178H79ZM15 180H16V181H15ZM31 180H32V182H31ZM111 180H112V179H111ZM120 180H121V179H120ZM4 181H5V180H4ZM4 181H2L4 185H2L1 187H3V186L5 187L6 185L8 186V184L5 183ZM40 181H43V182L48 181V183L46 182L45 184H47V185H44V184L42 185L41 183H43V182H40ZM73 181H74V180H73ZM76 181H78V180H76ZM76 181H74V182H76ZM109 181H110V180H109ZM39 182H40V183H39ZM74 182H73L72 184H74ZM106 182H107V181H106ZM112 182H113V181H112ZM19 183H18L16 186H18V185L21 186ZM38 183H39V185H38ZM1 184H2V183H0V185H1ZM5 184H6V185H5ZM22 184H23V183H22ZM7 186L5 187V188H7V189H5L4 187H3V189L0 188V189H1V191H0V208H1L2 210H4V212H5V211L7 212V211L9 210L10 212H13V213L15 214V212H18V210H16V208H18V206H17L18 203H20V204H19L20 210H23L24 207H26L27 204L25 205V204L23 203L25 206H24L23 204L21 205V203H22L21 200H19V202H18V201L16 200V199H18V198L16 197V195L14 196V192L9 193L11 187H10V186L7 187ZM13 186L15 187V184H14ZM13 186H12V187H13ZM23 186H24V185H23ZM23 186H21V187L23 188ZM31 186H32V185H31ZM67 186L69 187V185H67ZM9 187H10V188H9ZM21 187H20V188H21ZM72 187H74V185H73V186L71 185V187H69V188H72ZM8 188H9V191H7ZM16 188H17V187H16ZM16 188H15V189H16ZM18 188H19V187H18ZM22 188H21V189H22ZM116 188H117V187H116ZM13 189H14V188H13ZM21 189H20V190H21ZM26 189H27V190H26ZM105 189H106V188H105ZM124 189H125V188H124ZM22 190L28 191V187H27V188L25 187V188L22 189ZM22 190H21V191H22ZM71 190H73V188H72ZM121 190H122V189H121ZM11 191H13V190H11ZM25 191H24V193H26ZM146 191H147V190H146ZM115 192H116V191H115ZM20 193H21V192H20ZM22 193H23V191H22ZM22 193H21V194H22ZM24 193H23V194H24ZM33 193H34V195H33ZM117 193H118V192H117ZM41 194H42V193H39V195H41ZM45 194H44V197L42 196L41 199L43 200V198H44V200H45V198H47L46 201H49V200H48L49 197H46ZM65 194H66V195H65ZM110 194H111V193H110ZM24 195H25V194H24ZM24 195H23V196H24ZM31 195H33V196H31ZM74 195H75V194H73L72 196H74ZM112 195H113V194H112ZM15 198H16V199H15ZM24 198H26V197L24 196ZM27 198H28V197H27ZM27 198H26V199H27ZM29 198H28V199H29ZM38 198H39V197H38ZM62 198H64V199H65V198H66V199H67V198H70V199L72 198V199H71L72 201H71L70 199H67V200L65 199V200H63ZM28 199H27V201H28ZM35 199H33V201H35ZM61 199H62V200H61ZM85 199H86V198H85ZM100 199H101V198H100ZM29 200H30V199H29ZM36 200H37V199H36ZM44 200H43V201H44ZM60 200H61V201H60ZM69 200H70V201H69ZM87 200H88V199L84 200L85 202L83 201V202L85 203V205H86V202H87V204H89V202H88ZM25 201H26V200H25ZM25 201H24V202H25ZM30 201H32V198H31ZM30 201H29V202H30ZM43 201H42V202H43ZM59 201H60V202H59ZM65 201H66V202H65ZM96 201H97V200H96ZM100 201H101V200H100ZM40 202H41V201H40V198H39V202L36 201V202H34L33 204H34V205H35V203H36V205H37V203L40 204V205L42 204L41 206H43V208H44V206H45V208H44L45 212H46V213L48 212V213L52 216L54 213L51 214L50 212H51L52 208H53V210L56 208L54 205L57 206V204H55V203H54V204H52V203H51V204H48V202H47V203L44 202V205H43V203H40ZM80 202H81V201H80ZM159 202H160V201H159ZM25 203H28V202H25ZM45 203H46V205H47V204L49 205V207H50L49 210L51 209L50 212H49L48 209H47L48 211L46 210V208L48 207V205H47V207H46ZM49 203H50V201H49ZM71 203H70V205H71ZM74 203H75V204H74ZM74 203H72V205H76L77 202L75 201ZM78 203H79V202H78ZM78 203H77V206H78ZM154 203H155V202H154ZM20 205L23 206V207H22L23 209H21V206H20ZM40 205L37 207V209L39 208V210L41 209V208H40V207H41ZM51 205H52V206H51ZM67 205H68V204H67ZM67 205H65V206H67ZM72 205L70 206L71 208H76V207H77V206L74 207V206H72ZM79 205H80V204H79ZM83 205H84V204H83ZM85 205H84V206H85ZM16 206H17V207H16ZM53 206H54L55 208H54ZM65 206L62 205V207H65ZM68 206H69V205H68ZM80 206H81V205H80ZM156 206H157V205H156ZM156 206H154V207H156ZM35 207H36V206H35ZM62 207L60 208V206H59L60 210L57 209L58 212H61V211H63V210L65 211V210L68 208V207H67L66 209H62ZM70 207H69V210H71ZM154 207H153V208H154ZM159 207H160V206H159ZM43 208H42V209H43ZM57 208H58V207H57ZM78 208H79V207H78ZM157 208H158V207H157ZM18 209H19V208H18ZM42 209H41L40 211H42ZM61 209H62V210H61ZM76 209H77V208H76ZM76 209H75V210H76ZM79 209H81V208H79ZM151 209H152V207H151ZM15 210H16V211H15ZM53 210H52V212H54ZM57 210H56V211H57ZM154 210H155V212L157 211L156 209H154ZM9 211H8V212H9ZM33 211H34V210H33ZM77 211H78V209H77L76 211H74V212H77ZM20 212H21V211H20ZM20 212H19V213H20ZM58 212H56V213H58ZM161 212H162V211H161ZM41 213H42V212H41ZM56 213L53 215L54 217L52 216V217H53V222H52V224H50V226H51V228H52L51 230H52L53 232H52L51 230H50V231L53 233V235H51V233L47 235V234H46L47 232H44V233H43L44 230H41V229L38 230V228H37V227H38V226H37V225H38V222H37V225H34V224H32V225H31V224H30V225H26V224H25V223L27 222V221H26V222L23 223L24 225H21V222H20V224H18V225H19V227H21L22 232H24V231H23V226H25V227L28 226L27 228H28V230H30V231H28V233H25V232H24L25 235H24V236L21 235V239H20V240L23 241L24 243H25V242H28L29 244L31 243L32 246H34V248H35V247L38 248V250H40L41 255L43 256V258L48 257L47 255H49V254H50L51 252H53V251H54V252L57 251V253L60 252V254H62L61 252H64V250H66V251L68 250V251L70 252V253H69L70 255H68V258H69V259H68V260H69V263H68V264H81V263L79 262V260H78L77 255L75 254V252H74V250H73V248H72V242H71V240H70V238H69V236H68V234H67V232H66V230H65V228H64L63 223L61 222L62 220H60L61 217H62L61 215H63V214H60V213L56 214ZM66 213H68V209H67V211H66L64 214H66ZM69 213L71 214L70 211H69ZM162 213H163V212H162ZM164 213H165V212H164ZM11 214H12V213H11ZM70 214H69V215H70ZM164 215H165V214H164ZM16 216H17V218H18V217L20 216V214H19V216H18V213H16ZM64 216H65V215H64ZM7 217H8V216H7ZM52 217H51V218H52ZM15 218H16V217H15ZM19 218H20V217H19ZM42 218H43V217H42ZM51 218H49V219H51ZM47 219H48V218H47ZM164 219H165V218H164ZM164 219H163V215H162V214H160V213H158V212L155 213V220H156L157 225H159V226L162 225ZM30 220H31V219H30ZM43 220H44V219H43ZM45 223H46V222H45ZM166 223H167V222L165 221L164 224L166 225ZM168 224H169V223H168ZM33 225H34V227H32ZM46 226H47V225H46ZM13 227H14V226H13ZM25 227H24V228H25ZM29 227H30V228H29ZM40 227H42V226H40ZM43 228H44V226H43ZM46 228H47V227H46ZM46 228H45V229H46ZM21 229H20V230H21ZM16 231L19 232L18 230H16ZM25 231H26V230H25ZM20 232H21V231H20ZM29 232H30V233H29ZM22 236H23V237H22ZM16 237H17V236H16ZM18 237H19V234H18ZM4 239H5V238H4ZM20 240H17V242L20 241ZM16 244H18V243H16ZM25 244H26V243H25ZM31 244H30V246H31ZM2 245H3V246H0V247H3V248H1V249H2L1 251H2V252H0V264H5V262H4L5 258H7L9 254H14V253L16 254V252L13 251L14 253H13V252L10 253V252L7 251L8 248L6 249V247L8 246V243L3 242ZM15 246H16V245H15ZM21 246H22V245H21ZM8 247H9V246H8ZM16 247H17V246H16ZM16 247H15V248H16ZM18 247H19V246H18ZM18 247H17V249H18ZM25 249H26V248H25ZM10 250H12V249H10ZM20 250H21V249H20ZM35 250H36V249H35ZM15 251H18V253H19V249H18V250H15ZM23 252H24V251H23ZM29 253H30V252H28V254H29ZM65 253H66V252H65ZM20 254H22V253H20ZM18 255H19V254H18ZM31 255H32V254H31ZM23 256H24V255H23ZM29 256H30V255H29ZM44 256H45V257H44ZM11 257H13V255H11ZM14 257H15V255H14ZM14 257H13V258H14ZM13 258H12V259H13ZM43 258H42V260H45V259H43ZM16 259H17V258H16ZM24 259H25V258H24ZM33 259H34V258H33ZM9 260H10V259H9ZM30 260H32V259H30ZM35 260H36V258H35ZM35 260H34V261H35ZM42 260H41V261H42ZM15 261H16V260H15ZM17 261H18V259H17ZM41 261H40V262H41ZM12 262H13V261H12ZM27 262H28V263H32V262H29L28 260H27ZM40 262H38V263H40ZM34 263H36V262H34ZM9 264H10V263H9ZM13 264H15V262H14Z\"/></svg>",
  "mask_w": 264,
  "mask_h": 264
},
{
  "label": "built area",
  "instance_id": "obj_4",
  "mask_svg": "<svg viewBox=\"0 0 264 264\" xmlns=\"http://www.w3.org/2000/svg\"><path fill=\"white\" fill-rule=\"evenodd\" d=\"M259 6H264V0H196L186 20L198 22L216 19ZM169 69L181 85L189 89L200 87L213 96L228 90L252 87L256 83L252 70L228 40L179 59L172 63ZM230 109L231 106L225 105L219 116L214 119L212 139L224 132L225 128L218 122L219 117L230 115ZM242 120L248 121L247 116L243 117ZM177 125L179 133L187 135L186 126L181 122ZM43 136L47 140L51 139L48 133L43 134ZM46 158L48 159L49 155ZM120 202L121 200L116 201V204ZM149 255V260H151L149 264H189L187 261L180 262L169 256L157 255L156 251L153 254L152 252L149 253ZM255 264H264V254L258 256Z\"/></svg>",
  "mask_w": 264,
  "mask_h": 264
},
{
  "label": "flooded vegetation",
  "instance_id": "obj_5",
  "mask_svg": "<svg viewBox=\"0 0 264 264\" xmlns=\"http://www.w3.org/2000/svg\"><path fill=\"white\" fill-rule=\"evenodd\" d=\"M115 220V218H113ZM264 230V227H263ZM108 255L109 259L111 260V264H120V260H124V255L123 251L119 250V246L115 249V251L112 248L108 249ZM148 258H150V255H144V254H139L138 257L136 258L137 264H149Z\"/></svg>",
  "mask_w": 264,
  "mask_h": 264
}]
</instances>
